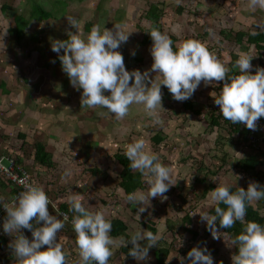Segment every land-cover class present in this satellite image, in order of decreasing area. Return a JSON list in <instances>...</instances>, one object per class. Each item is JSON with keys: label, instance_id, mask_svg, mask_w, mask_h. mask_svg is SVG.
<instances>
[{"label": "rangeland", "instance_id": "1", "mask_svg": "<svg viewBox=\"0 0 264 264\" xmlns=\"http://www.w3.org/2000/svg\"><path fill=\"white\" fill-rule=\"evenodd\" d=\"M33 2L41 4L50 17L33 15L18 37L14 19ZM249 4L250 0H0V146L4 145L1 152L11 153L36 175L50 198L51 214L61 216L60 204L70 202L67 197L78 193L89 210L103 211L109 220L117 217L125 221L129 236L145 228L146 223L154 224L160 239L146 260L126 256L121 245L127 239L121 237L112 245L113 264H156L155 253L163 248L169 250L168 264H180L181 256L187 257L194 246L204 245L211 251L214 264H233V236L217 228L220 236L214 238L207 222L201 219L200 213L210 212L216 202L210 192L206 196L203 193L209 185L216 187L219 183L247 188L255 181L256 173L264 184V164L249 174L237 169L239 161L247 156L264 162V143H244L223 119H219L217 126L212 124L213 117L221 114L212 96L217 95L215 87L219 81L215 80L208 84L201 81L189 98L200 115L184 109L185 100L174 99L164 85L163 107L158 108L160 122H155L142 104L130 105L127 115L119 120L102 106L82 107V89L71 84L57 61L64 50L59 54L53 51L52 41L68 39L69 31H78L69 23L68 16L78 20L85 39L94 25L103 31L122 22L131 33L118 49L128 70L151 68L153 42H146L145 35L157 28L166 32L176 47L188 38L204 42L228 70L232 57L245 52L253 57L250 71L255 73L257 67H264V53H258L246 42L247 38L241 44L236 41L238 32L264 31V8H252ZM4 5L6 10L2 9ZM152 7L157 8L159 18L150 20L146 14ZM155 75L151 73L152 79ZM157 135L162 137L160 143L154 140ZM141 137L146 140V149L157 153L160 161L171 167L174 185L163 194L166 199L157 196L146 201L148 208L138 217L137 203L128 201L119 187L122 165L115 157L126 154L125 145ZM36 142L46 146L55 164L53 169L48 171L37 163L31 164ZM67 169L71 175L62 179ZM96 170L103 174L94 175ZM141 175V189L147 192L148 184ZM0 194L4 197L8 193L3 190ZM260 202L252 204L262 210V199ZM186 214L190 215L188 224L183 219ZM64 227L70 228L61 229L58 239L70 253V261L75 262L72 264H79L71 220ZM192 232L198 234L195 240ZM5 235L10 247L17 233ZM15 260L13 249L0 251V264H15Z\"/></svg>", "mask_w": 264, "mask_h": 264}, {"label": "clouds", "instance_id": "2", "mask_svg": "<svg viewBox=\"0 0 264 264\" xmlns=\"http://www.w3.org/2000/svg\"><path fill=\"white\" fill-rule=\"evenodd\" d=\"M249 6L264 8V0H250ZM67 19L78 31H69L68 39H54L51 47L58 54L61 49L64 50L58 58L71 84L77 90L82 89V107L102 106L119 120L127 115L130 105L142 104L148 115L155 122H160L158 108L163 107L162 85L167 86L174 99L182 101L194 94L201 81L208 84L215 80L224 82L219 94L212 95V92L211 95L225 119L245 123L248 129H256L257 120L264 116V67H257L256 72L252 73L253 57L245 52H238L236 60L240 74L227 76L228 69L204 42L188 38L174 49L169 35L153 28L148 32L153 41L150 47L153 57L151 68L128 70L124 55L118 50L131 34L126 31L124 23H116L112 28L105 27L103 31L99 30V25H94L85 39L80 34L78 20L72 16ZM208 31L211 33L213 29L209 28ZM253 34H256L255 31ZM152 72L156 73L154 79ZM125 153L130 160L129 167L143 173L148 184L147 192L138 188L126 195L128 201L137 203V216L141 217L148 208L145 207L146 201L151 202V198L157 196L167 198L163 194L174 185V177L171 167L162 163L157 153L146 149L143 137L127 143ZM70 175L71 170L67 169L62 179ZM20 183L23 189L15 200L0 204L7 210V217L4 215L0 226V236L3 230L9 234L17 233L10 242L16 257L15 264H66V253L58 233L64 228L68 215L62 214L60 218L50 213V198L43 186L29 180ZM209 195L213 201L227 205L224 208L218 203L214 214L208 211L200 213L213 237L219 238L217 222L225 228H230L237 220L243 223L247 205L264 199V184L253 181L247 189L239 187L232 191L230 185L219 183ZM67 198L75 213L71 223L79 248V264H109L112 245L116 243V238L110 234L111 220L105 217L103 211L86 208L78 193ZM2 200L3 197H0ZM22 228L32 230V239L21 231ZM159 239V233L145 228L137 229L126 241L127 245L132 244L129 254L137 260H146L150 249L157 245ZM232 242L238 248V252L232 256L233 264H264V224L247 221L244 230ZM185 260L187 264H214V257L207 245L194 246L187 257H180V264H185Z\"/></svg>", "mask_w": 264, "mask_h": 264}, {"label": "trees", "instance_id": "3", "mask_svg": "<svg viewBox=\"0 0 264 264\" xmlns=\"http://www.w3.org/2000/svg\"><path fill=\"white\" fill-rule=\"evenodd\" d=\"M2 7H3L2 8L3 10L7 9L6 5H4ZM182 9H183V7L179 8L180 13L182 12ZM33 15L34 16L36 15V16L41 17V18H48V17H50V12H46L42 8V5L39 3H36V2H33L30 8L27 6L24 9L23 14L16 16L14 19L15 34L18 37H20L23 34V32L25 31V29H26L27 25L29 24L31 18H33ZM146 16L150 20L159 18L158 14H157V8L152 7L149 10V12L146 14ZM255 33L256 34L254 35L253 32L249 33V34L238 32L236 34V41L239 44H241L243 42L244 38H247L246 42L249 45L253 46L254 49L258 53L259 52L264 53V31L261 32V31L257 30ZM149 35H150L149 33H147L145 35V37H147L145 41L146 42H153ZM172 46L174 49L177 48L174 43H172ZM58 57H57V61H59V63H61V65H62V62L59 60ZM237 59H238V54H235V56L232 57V60L230 62V65H229L230 68L226 73L227 76L240 74V71H239L240 68H236V66H237L236 60ZM259 64L261 66V62H259ZM223 83H224L223 81H219L218 86L215 87V89H216L215 91H216L217 95L219 94V90H220V88H222ZM183 106H184V109H186L187 111H190L191 113H193L195 115H200V111L195 108V103L190 101L189 99L185 100V103L183 104ZM219 119H223L224 122H226V123L229 122L231 124L230 127L232 128V131L234 133L238 134L240 137H242V140L244 143H247V141H248L247 134L249 132V129L245 123H233L231 120L225 119L221 113L220 116L213 117L212 124L214 126H217L219 124ZM22 136L25 137L24 135H22ZM154 140L157 143H160L162 141V137L160 135H157L154 137ZM3 147H4V145L0 146V154H9L12 156L11 153L1 152V149ZM34 147H35L34 152L31 156V159H32L31 164L37 163L39 168L40 167L45 168L48 171L53 169L55 164L53 163L52 157H51L50 153L47 151L46 146L42 143L36 142ZM115 158H116V161L122 165V171L120 174L121 181L119 182V187L123 190L124 194L127 195V193L133 192L134 190H136L138 188L141 189L142 185H143L142 184V175H141L142 173L140 171L135 172L133 169H131L129 167L130 160L128 159L127 155L126 154L117 155ZM19 159L22 160L21 158H19ZM17 160H18V158H17ZM25 160H27V159H25ZM17 163H19L20 166L22 168H24L25 171H27L28 176L30 177V180L32 182L38 183L36 180V175L32 174L31 170L29 169V167L27 165H22L20 163V161H17ZM263 164H264V162L261 161V159H257V158H256V160L253 158L243 159V160L239 161V163L237 165V169L240 170L241 172H244L245 174H249L250 171H256L257 167L261 166ZM102 174H103V172L100 170H96L94 172V175H102ZM258 175H259V173H256V177L254 178V180L260 182V184H263L261 180H258ZM197 181H200V180H197ZM203 181L204 180H201L200 182H203ZM11 184H12L11 181L7 180L5 177H3L0 174V193H2L3 190H4V192H6L8 194L10 193V196L8 194L4 195L3 200L0 201V204L12 202V197H14L15 191L12 188ZM214 188H215L214 186L209 185L208 190L203 193V196H206ZM238 188L239 187H231V190L236 191V190H238ZM245 189H247V188H245ZM6 196L9 198H7ZM263 200L264 199H262V201ZM218 203H219L220 207L227 208L226 204H223L222 202H215L210 213L214 214V209ZM262 208H264V202H263ZM263 211H264V209L260 210L259 208L254 207L252 204H248L245 221L243 223L241 221L237 220L230 228H225V227L219 226V222H217V228L223 230V232L225 234L231 235L234 238L235 236H237L238 234H240L244 230L245 224L249 220H254V221H257L261 224H264V212ZM59 212L67 214L69 217V220H71L72 217L75 215V213L71 210L70 202H65V203L60 204ZM188 216H190V215L186 214L185 217L183 218L187 222V224L190 223V218ZM6 217H7V210L5 211V218ZM111 222H112V230H111L110 234L114 238L117 239V238L125 237L127 240H130L131 235L130 236L127 235L128 226L125 224V221H123L120 218L114 217V219H112ZM33 223H35V218H33ZM41 223H43V222H41ZM144 226H145V229H148V230L153 231L154 233H157V229L155 228V226L152 222L146 223ZM69 228L70 227H64L63 231H66V229H69ZM22 232L27 233L28 235L30 234L27 237L32 239V230L27 229V228H22ZM5 234H6V232H4V230H3V234L0 236V251L12 250L11 247H8L9 239ZM192 235H193L194 240L198 236V234L196 232H192ZM131 247H132V245L130 243L127 245L125 242V244L121 245V251L126 256L133 257L129 254V249ZM64 251L66 253V264L75 263L73 261H70L71 260L70 253L66 249H64ZM150 251H151V249H150ZM237 252H238V248L235 245V253H237ZM156 253H157V255H156ZM156 253H155L156 264H168V257H169V250L168 249H166V248L158 249L156 251ZM109 264H113L112 258H109ZM221 264H225V263H221Z\"/></svg>", "mask_w": 264, "mask_h": 264}, {"label": "built area", "instance_id": "4", "mask_svg": "<svg viewBox=\"0 0 264 264\" xmlns=\"http://www.w3.org/2000/svg\"><path fill=\"white\" fill-rule=\"evenodd\" d=\"M256 123L257 128H249V134L247 138L251 143L258 146V144L262 145L264 143V116L260 117ZM0 174L12 183L11 186L15 191L12 202L15 200L18 193L23 189V185L20 183V181H31L27 171H25V169L22 168L19 163H17V160L14 158V156L11 157L10 155H0ZM5 211L6 209L1 206L0 226L3 224ZM62 214L65 213H61V216Z\"/></svg>", "mask_w": 264, "mask_h": 264}, {"label": "crops", "instance_id": "5", "mask_svg": "<svg viewBox=\"0 0 264 264\" xmlns=\"http://www.w3.org/2000/svg\"><path fill=\"white\" fill-rule=\"evenodd\" d=\"M262 32V31H261ZM218 86V85H217ZM216 90V89H215ZM227 126H231V124L228 122V123H226V122H224ZM247 136H248V134H247ZM249 158H251L250 156H247V159H249ZM258 203H259V205L261 204V202H260V200H258L257 201ZM263 202H264V200H263ZM252 204V203H251ZM253 205V204H252ZM262 207H263V205H262ZM257 208V207H256ZM263 210V209H262Z\"/></svg>", "mask_w": 264, "mask_h": 264}]
</instances>
